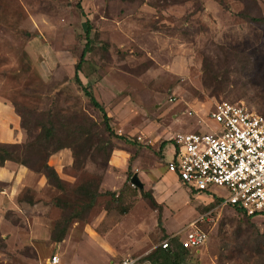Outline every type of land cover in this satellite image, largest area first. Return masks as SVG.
<instances>
[{"label":"rangeland","instance_id":"obj_1","mask_svg":"<svg viewBox=\"0 0 264 264\" xmlns=\"http://www.w3.org/2000/svg\"><path fill=\"white\" fill-rule=\"evenodd\" d=\"M251 17L264 18V0H0V102L19 117L17 110L55 108L76 122L86 118L103 139L99 111L74 82L90 21L93 50L81 80L115 131L132 141L114 140L108 160L95 138L81 168L63 150L54 161L63 189L27 168L32 175L12 190V208L0 217V264H50L53 256L59 264L149 259L166 235L202 217L208 242L184 264H264V217L214 205L229 192L191 194L167 171L168 141L209 131L216 104L264 116V23ZM134 175L143 190L132 184ZM84 186L98 193L91 204L80 194Z\"/></svg>","mask_w":264,"mask_h":264},{"label":"built area","instance_id":"obj_2","mask_svg":"<svg viewBox=\"0 0 264 264\" xmlns=\"http://www.w3.org/2000/svg\"><path fill=\"white\" fill-rule=\"evenodd\" d=\"M214 126L207 132L176 134L167 171L195 194H210L214 188L229 192L220 205L238 207L248 216L264 217V116L238 104L222 102L209 114ZM218 200V199H217ZM199 218L182 232L165 239L162 249L171 248L179 238L189 251L206 245L209 234ZM53 256L51 264H59ZM119 264H152L146 258H127Z\"/></svg>","mask_w":264,"mask_h":264},{"label":"trees","instance_id":"obj_3","mask_svg":"<svg viewBox=\"0 0 264 264\" xmlns=\"http://www.w3.org/2000/svg\"><path fill=\"white\" fill-rule=\"evenodd\" d=\"M77 8L80 13L85 16L81 3L77 4ZM254 23H264V18H249ZM92 33V25L90 21H87L86 40L87 43L83 50L79 63L75 67L74 82L78 88L83 92L84 96L89 100L90 104L99 111L103 124V131L101 135L105 136L100 140V129L96 122H89L90 127L88 129V119L82 118L79 122H76L77 117L75 115H66L55 108L41 111L38 114L34 112L29 113L24 110H17V113L21 117V126L26 137H29L31 131L39 129L38 134L33 137V140L25 143L24 145L18 144H2L0 143V167H3L6 162H13L26 168L42 172L47 182L56 188L63 189L64 181L59 177L56 170L49 165V160L52 156L60 153L63 150L69 149L72 151L74 158L73 166L75 168H81L83 166L82 156L84 152H88L90 144H93L95 138H98V146L105 150L108 160L110 159L114 148V140L125 141L131 144L132 141L126 137L119 135L114 127L111 125V118L109 117L104 106L96 99L93 91L85 86L81 80L80 73L83 68V64L86 62L87 55L93 50V41L90 36ZM35 115L34 122L30 120V115ZM82 196H87L90 199V204L97 196V192L92 193L89 191L88 186H84L80 189ZM113 196L114 193H113ZM143 197L148 199L153 207H157L158 203L154 197L149 193H143ZM212 203L220 204L221 201L215 199ZM236 212L243 214L248 219L257 217L248 216L245 212L241 211L238 207H231ZM128 210H124V214H127ZM56 233V232H55ZM66 230L63 229L60 235H55L56 242H61L64 239ZM170 236L166 235V238ZM189 251L185 250L179 241V238H173L171 240V248L164 250L162 248L156 250L148 258L152 264H184L186 257L189 255Z\"/></svg>","mask_w":264,"mask_h":264},{"label":"crops","instance_id":"obj_4","mask_svg":"<svg viewBox=\"0 0 264 264\" xmlns=\"http://www.w3.org/2000/svg\"><path fill=\"white\" fill-rule=\"evenodd\" d=\"M208 127H212V126L208 125ZM25 140H26V134L22 129L20 117L16 114V112L11 106L3 102H0V143L20 144L23 143V141ZM168 143H171L172 145V157H173V153H174L173 142L169 140ZM168 143L165 145H168ZM169 150L170 149L168 148V146H166L164 157L168 154ZM61 155H63V151L50 158L51 161L49 165L52 166L57 173L59 166L55 165L56 162L54 161L57 160ZM164 162L166 163V161ZM31 175L32 172L28 170L26 167L18 165L13 162H6L3 167H0V186L4 187V188L0 187V217L4 216L7 210L12 208L11 204H13V199H14L12 196V190L14 188L15 190H17V188L24 186V184L28 182ZM181 186L183 185L181 184ZM190 193L193 194L192 192ZM51 259H50V264H51Z\"/></svg>","mask_w":264,"mask_h":264},{"label":"water","instance_id":"obj_5","mask_svg":"<svg viewBox=\"0 0 264 264\" xmlns=\"http://www.w3.org/2000/svg\"><path fill=\"white\" fill-rule=\"evenodd\" d=\"M131 181H132V184L139 187V189H141V190L144 189V185L140 182L138 175H134Z\"/></svg>","mask_w":264,"mask_h":264}]
</instances>
